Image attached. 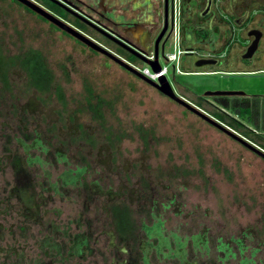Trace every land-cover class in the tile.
Masks as SVG:
<instances>
[{
	"label": "rangeland",
	"instance_id": "rangeland-1",
	"mask_svg": "<svg viewBox=\"0 0 264 264\" xmlns=\"http://www.w3.org/2000/svg\"><path fill=\"white\" fill-rule=\"evenodd\" d=\"M6 4L0 0L1 49L6 54L42 51L56 70L63 103L55 93H35L26 87L23 74L11 66L6 79L10 88L0 91V130L25 129V145H38L16 151L22 160H39L30 165V173L40 180L57 183L62 170L85 168L73 184L84 187L81 194L65 185V190L49 191V199L39 204L37 216L43 227L48 221L69 224L62 238L66 245L71 233L85 230L93 255L109 261L110 240L105 235L111 236L113 219L106 209L124 203L141 241V222L159 224L166 240L160 253H147L149 264H264V159L150 85L112 65L104 67L58 32ZM170 50L168 44L164 52ZM159 63L166 64L160 59ZM171 77L168 66L166 78L178 95L211 117L217 105L212 97L202 95L204 91L264 94V73ZM198 96L203 97L200 102ZM88 97L92 104L102 102V118L87 108ZM255 120L257 129L264 128L263 103ZM34 133L39 134L38 143ZM259 133L264 136V131ZM241 136L264 151V146ZM39 145L48 153L39 152ZM92 182L90 187L98 195L88 201L87 183ZM85 204L88 210L82 208ZM80 209L85 210L82 215ZM86 217L91 219L89 231L84 227ZM76 220L81 222L77 228ZM38 228V222H27L25 237L16 230L17 247L30 246L35 253L38 239L47 232ZM10 238L7 234L4 240L12 242ZM173 253H182L183 263ZM89 257L81 264H88ZM73 262L65 257V264Z\"/></svg>",
	"mask_w": 264,
	"mask_h": 264
},
{
	"label": "flooded vegetation",
	"instance_id": "flooded-vegetation-1",
	"mask_svg": "<svg viewBox=\"0 0 264 264\" xmlns=\"http://www.w3.org/2000/svg\"><path fill=\"white\" fill-rule=\"evenodd\" d=\"M6 1L7 6L20 9L23 13L45 24L48 29L58 32L61 37L67 38L87 53L88 56L98 58L104 67L112 65L126 76L144 82L102 52L91 49L85 43L33 12L22 3L16 0ZM26 1L80 34L93 45L110 54L135 72H137L135 67H139L138 63L147 65L139 57L147 61L152 58L159 67L161 65L159 59L165 63L166 55L173 53L176 55L178 71L175 72L170 69L171 78H173V75L264 73V0ZM173 25L177 28L174 29ZM173 29L174 35L172 34ZM168 44H170L171 50L170 52H164ZM29 51V49H23L16 53L9 51L6 54V51L1 49L0 44V62L3 64L9 63L8 59L23 56L28 54ZM33 51L39 54L43 66L42 70L46 69L51 72L52 82L59 85L58 78L54 74L56 70H53L50 66L48 58L41 53L42 51ZM186 53L193 55L187 56ZM198 59L205 62L203 61L204 63L201 66L196 65L194 62ZM14 67L23 74L25 86L35 93H40L28 83L23 70L17 65ZM10 68L9 65L0 66L1 92H5L10 88V84L6 80ZM228 68H234L235 70L226 71ZM1 73H4L5 76L2 77ZM166 75L167 71L165 76L162 77L169 83L173 92L178 95L167 80ZM45 93L55 92H43V94ZM200 98L203 99L202 96H198V102H200ZM58 100L61 104L63 103L62 99L58 98ZM101 103L100 101V105ZM27 136L25 129L18 130L7 127L5 131L0 130V138H4L0 143V264H65V257L68 260H75L71 264H81V260H84L88 255L90 256L88 264H149L147 253L151 250L160 253V249L165 248L166 242L163 245V241L166 240L161 238L160 226L157 223L148 226L142 222L139 223V233L143 232L144 240L141 241L138 238L139 235L136 234L138 232H135L136 225L124 203H117L114 206H108V209H106L111 219H113L111 236L105 233V236L110 240L107 243L111 251L109 261L104 260L106 256H96L98 253L93 255L94 248L87 246L86 235L88 234L85 230L71 233L69 242H67L68 245H66L62 238L67 236L69 224L65 227L66 225L63 226L64 223L53 224L51 221L45 224L44 227L47 232H44L41 238L38 239L35 253L30 250V246L17 247L16 233L20 231L19 236L25 237L24 232L27 233V222H38V230H42V228L44 230V222L40 219L38 221L37 214L39 204L49 199V191L57 193V191L67 189L65 185L70 184L72 187L67 190L73 191V188L76 187L78 188L77 192L79 191L81 194L84 189L83 186H73L84 173V167H79L74 171L62 170L58 175L57 183L40 180L38 175L30 173V165L33 162L39 163V160H36V158L22 160L16 151L17 147H22L26 151L30 147L38 146L35 144L25 145L23 138ZM12 139L14 144H10ZM34 139L38 143V133H34ZM12 145L13 149L11 148ZM39 146L41 148L38 149L39 152L48 153L44 145ZM42 176L47 178L48 173L43 171ZM90 185H94L93 182L87 183L90 195L87 198L88 201L92 200V196L96 194ZM111 198L108 197V200ZM87 206L89 205H82V208L88 210ZM125 207L133 223L126 228L125 225H117V222H119L118 217H120L118 214ZM115 208L117 209L114 210ZM85 210L80 209L78 215H82ZM76 221L75 227L77 228L81 222ZM90 222L91 219L86 217L84 227H90L86 231L92 229ZM50 233L54 234L56 239H50L52 237ZM102 233L100 231V234ZM7 234L9 238L13 239L10 238L12 242L4 240ZM134 238L138 239L135 241ZM151 239L153 240L151 241ZM132 243H134V247ZM64 249L67 250L64 252ZM172 255L183 263L182 253H173Z\"/></svg>",
	"mask_w": 264,
	"mask_h": 264
},
{
	"label": "trees",
	"instance_id": "trees-1",
	"mask_svg": "<svg viewBox=\"0 0 264 264\" xmlns=\"http://www.w3.org/2000/svg\"><path fill=\"white\" fill-rule=\"evenodd\" d=\"M29 53L15 59H8L9 63H1L2 65L15 66L17 65L21 68L26 76L29 84L34 87L40 93L45 91H54L59 99H62V93L59 85L52 82V74L48 70H42V63L35 51L29 49ZM4 59V58H3ZM2 61V58H1ZM2 77L5 76L1 73ZM86 88V86H85ZM86 98L87 108L92 110L93 116L96 118H102V114L99 111L100 104H92ZM214 103L217 105L211 111V115L218 121L223 122L225 125L233 130H236L241 135L246 136L251 141L259 146H264V136L259 132L264 131V128L257 129V118L258 108L261 103L264 106V94L263 95H244V96H215L212 97ZM253 127V128H252ZM261 146V147H262ZM115 208L114 210H116ZM115 214V213H114ZM117 225L124 226L132 225V220H130L127 208H122V212L118 214ZM120 219V220H119ZM127 224V225H126Z\"/></svg>",
	"mask_w": 264,
	"mask_h": 264
},
{
	"label": "water",
	"instance_id": "water-1",
	"mask_svg": "<svg viewBox=\"0 0 264 264\" xmlns=\"http://www.w3.org/2000/svg\"><path fill=\"white\" fill-rule=\"evenodd\" d=\"M16 1L22 3L23 5L28 7L33 12H36L37 14H39L41 17L51 21L52 23L57 25L60 29L64 30L65 32H67L71 36L75 37L79 41L85 43L91 49L98 50V51L102 52L104 55H106L111 60L116 62L119 66L123 67L125 70H127L130 73H132L136 77L142 79L145 83L153 86L161 94L169 97L170 99L175 101L177 104L183 106L186 110L192 112L193 114H195L196 116L201 118L203 121H205L208 124L212 125L213 127L217 128L218 130H220L221 132H223L224 134H226L230 138L234 139L235 141H237L238 143H240L241 145L245 146L246 148H248L249 150H251L252 152H254L255 154L259 155L261 158L264 159V151L262 149H260L258 146L254 145L253 143H251L250 141H248L247 139H245L244 137L239 135L237 132H235L233 129H231L227 125H225L222 122L218 121L217 119L207 115L206 113H204L201 110H199L197 107L192 105L187 100H185L182 97L176 95L173 92V90L171 89L169 83L165 80V78L160 77V78H158L157 82H153V81H150L147 78L142 77L140 74H138L137 72L133 71L131 68H129L128 66H126L125 64H123L122 62L117 60L116 58L112 57L110 54H108L105 51L99 49L98 47L93 45L91 42H89L87 39L82 37L80 34L76 33L75 31H73L70 28L66 27L65 25L61 24L59 21L55 20L53 17H51L50 15L46 14L45 12H43L38 7L32 5L31 3L27 2L26 0H16ZM185 55L192 56L193 54L186 53ZM139 58H140V60L145 62L150 67V69L153 72L156 73V72L159 71V67H158L157 62L155 60L154 61H147V60H144L141 57H139ZM203 61L204 60H202V59H198V61H196L194 63L196 65L201 66L205 62V61L204 62ZM202 95L215 97V96H244L246 94L243 91H240V90H212V91H204Z\"/></svg>",
	"mask_w": 264,
	"mask_h": 264
},
{
	"label": "built area",
	"instance_id": "built-area-1",
	"mask_svg": "<svg viewBox=\"0 0 264 264\" xmlns=\"http://www.w3.org/2000/svg\"><path fill=\"white\" fill-rule=\"evenodd\" d=\"M174 27V25H173ZM177 27H174V29ZM174 29L172 31V34L174 35ZM177 49V48H176ZM176 55L173 53L166 55L165 63L166 65H160L158 72H153L148 65H143L139 67H135L136 71L144 78L149 79L150 81L157 82L158 78L165 76L168 66L170 69H173L175 72L178 71V66L176 62ZM149 61H153L152 58L149 59ZM180 73V72H179Z\"/></svg>",
	"mask_w": 264,
	"mask_h": 264
},
{
	"label": "crops",
	"instance_id": "crops-1",
	"mask_svg": "<svg viewBox=\"0 0 264 264\" xmlns=\"http://www.w3.org/2000/svg\"><path fill=\"white\" fill-rule=\"evenodd\" d=\"M234 70H235L234 68H228L226 71L231 72V71H234Z\"/></svg>",
	"mask_w": 264,
	"mask_h": 264
}]
</instances>
